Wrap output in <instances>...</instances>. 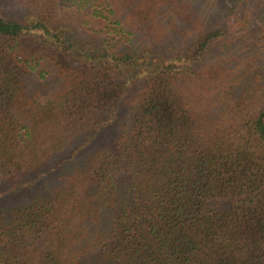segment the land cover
<instances>
[{
	"label": "trees",
	"instance_id": "trees-1",
	"mask_svg": "<svg viewBox=\"0 0 264 264\" xmlns=\"http://www.w3.org/2000/svg\"><path fill=\"white\" fill-rule=\"evenodd\" d=\"M229 1L0 0V264H264Z\"/></svg>",
	"mask_w": 264,
	"mask_h": 264
},
{
	"label": "rangeland",
	"instance_id": "rangeland-1",
	"mask_svg": "<svg viewBox=\"0 0 264 264\" xmlns=\"http://www.w3.org/2000/svg\"><path fill=\"white\" fill-rule=\"evenodd\" d=\"M228 3L230 8L235 7L236 0ZM262 3L264 0H254L253 3L241 2L237 5L238 20L246 18L250 21L249 27L251 29L248 32L243 31L242 22H237L235 17L229 18V22L232 30L231 42L236 43V51L240 54L238 63L242 65V69L245 66H251L253 72H260L264 82V6ZM127 111V107L122 108V117L127 114ZM109 133L112 137L113 134L110 131ZM102 141L108 140L103 139Z\"/></svg>",
	"mask_w": 264,
	"mask_h": 264
}]
</instances>
